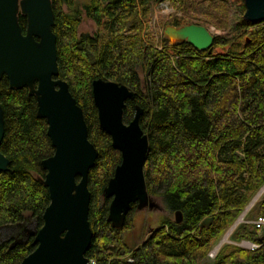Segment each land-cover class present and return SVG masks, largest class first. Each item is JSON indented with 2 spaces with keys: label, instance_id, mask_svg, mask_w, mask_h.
Here are the masks:
<instances>
[{
  "label": "trees",
  "instance_id": "16d2710c",
  "mask_svg": "<svg viewBox=\"0 0 264 264\" xmlns=\"http://www.w3.org/2000/svg\"><path fill=\"white\" fill-rule=\"evenodd\" d=\"M164 2L191 11L194 24L224 31L213 48L228 47L225 54L207 55L185 43L169 45L162 35L157 47L148 22L152 5ZM51 5L57 78L67 83L82 109L88 139L98 151L87 179L92 239L85 257L95 264H264V233L259 235L247 219L264 217V197L230 235L234 242L257 248L223 245L207 260L264 185V21L245 22L243 0L238 9L231 0H51ZM84 18L94 24L93 33L79 31ZM19 24L24 31V17ZM138 71L145 72L144 85ZM96 79L135 93L125 103L123 122L133 119L136 106L142 109L139 125L148 138L146 191L161 199L168 216L135 247L124 241L135 204L122 228L106 219L110 200L102 191L121 156L99 127L91 88ZM0 104V153L11 170L0 173V264H20L35 249L33 236L25 240V227L31 221L40 229L50 203L38 179L45 176L41 162L54 150L26 88L12 90L1 78ZM177 211L180 223L169 218ZM209 217L210 226L199 229ZM15 228L22 231L15 233Z\"/></svg>",
  "mask_w": 264,
  "mask_h": 264
},
{
  "label": "water",
  "instance_id": "95a60500",
  "mask_svg": "<svg viewBox=\"0 0 264 264\" xmlns=\"http://www.w3.org/2000/svg\"><path fill=\"white\" fill-rule=\"evenodd\" d=\"M243 5L245 22L256 25L264 21V0H243ZM20 16L26 20L24 32ZM53 25L51 0H0V79L5 77L10 89L26 88L28 96H34L36 117L45 120L46 134L54 150L52 156L41 162L45 176L38 179L47 188L50 203L42 215V227L35 231L25 228V240L33 236L35 249L20 264H90L85 257L92 239L87 179L98 151L88 139L82 109L67 83L57 78ZM216 37L211 29L194 23L167 24L162 31V39L169 45L185 43L207 55H213ZM91 88L99 127L121 156L102 191V197L110 200L106 219L113 228L120 229L131 204H135L136 211L156 207L146 191L143 174L148 138L139 125V106L133 119L128 124L123 122L125 103L134 100V92L103 79L94 80ZM3 136L0 104V143ZM9 166L10 161L0 153V173L11 172ZM263 188L264 185L257 194ZM255 196L229 230L233 231L242 221L239 218L246 214ZM174 219L181 222L179 211ZM212 221V217L204 219L199 229L209 227Z\"/></svg>",
  "mask_w": 264,
  "mask_h": 264
},
{
  "label": "rangeland",
  "instance_id": "374dc122",
  "mask_svg": "<svg viewBox=\"0 0 264 264\" xmlns=\"http://www.w3.org/2000/svg\"><path fill=\"white\" fill-rule=\"evenodd\" d=\"M78 3H83L87 0H77ZM233 3L236 4V9L239 8L241 4V0H231ZM168 2H165L164 4L158 3V4H153L151 7V17L149 20V31L152 36L155 37L157 40V47L159 46V40L162 35V31L165 25L167 24H173L175 22L180 23L181 25L186 24V23H195L194 20V15L191 11L187 10L185 7H176L172 6L171 4H166ZM244 14V13H243ZM202 25V24H199ZM209 29L212 30V33L215 34L216 36H224L226 33L220 29L215 28L213 25H203ZM80 32H87V33H93L94 32V24L87 19H83V21L80 24L79 27ZM228 49L226 47L225 49L221 48H214L213 49V54L214 55H224L225 51ZM138 76L140 78V81L142 85H144L145 82V72H140L138 71ZM257 195V194H256ZM256 197V196H255ZM264 197V191L259 195V197L255 200L254 204L250 206V209L247 211V213L251 210L254 209L255 205ZM153 203L156 205V209H146L143 211H136L132 215V229L130 231H127L124 235V241L125 243L130 246V247H135L138 244H140L148 235V233L156 228L160 222V219L165 217H168L164 211L163 204L161 202V199H153ZM246 214L243 217V219H246ZM169 218L174 219V215H171ZM242 218V217H241ZM240 218V219H241ZM250 220H253L254 218H247ZM249 220V221H250ZM22 224L18 225L17 227H21ZM34 224L30 221L28 225L25 228H28L30 230H34ZM12 231V229H11ZM22 230L21 228H15L13 229V232L15 233H20ZM8 232V230H6ZM233 231L229 230L226 232L224 235L221 236L219 243L217 244H222L223 245H232V246H237V244L231 240V233ZM228 236V238H226ZM208 261H212L207 259Z\"/></svg>",
  "mask_w": 264,
  "mask_h": 264
},
{
  "label": "built area",
  "instance_id": "2783aa9c",
  "mask_svg": "<svg viewBox=\"0 0 264 264\" xmlns=\"http://www.w3.org/2000/svg\"><path fill=\"white\" fill-rule=\"evenodd\" d=\"M165 3V2H164ZM162 3V4H164ZM168 4V3H166ZM249 210V209H248ZM244 217V216H243ZM241 223L244 222L243 218L241 219ZM252 225L255 226V228L258 230V234L261 235L264 233V217H257L255 219H253L250 222ZM222 244H216L215 246H213V248L208 252L207 254V258L209 260H213L215 258V256L217 255L218 251L220 250ZM237 246L244 248V249H249V250H254L257 248V245L252 244L250 242H246V241H240L237 243ZM90 264H95L94 261H89Z\"/></svg>",
  "mask_w": 264,
  "mask_h": 264
},
{
  "label": "bare ground",
  "instance_id": "6f19581e",
  "mask_svg": "<svg viewBox=\"0 0 264 264\" xmlns=\"http://www.w3.org/2000/svg\"><path fill=\"white\" fill-rule=\"evenodd\" d=\"M262 191H264V188H263V189H262V190L256 195V197L253 199V201H252L251 204L249 205L248 209H250V206L254 204L255 200L259 197V195L262 193ZM256 201H257V200H256ZM241 217H242V216H241ZM241 217H240V218H241ZM240 218H239V221H241V219H242L243 217H242L241 219H240ZM230 231H231V230H230ZM226 238H228V236H227Z\"/></svg>",
  "mask_w": 264,
  "mask_h": 264
},
{
  "label": "flooded vegetation",
  "instance_id": "af4514ba",
  "mask_svg": "<svg viewBox=\"0 0 264 264\" xmlns=\"http://www.w3.org/2000/svg\"><path fill=\"white\" fill-rule=\"evenodd\" d=\"M22 31H23V30H22ZM23 32H24V31H23ZM153 199H154V198H152V201H153ZM152 209H156V207H155V208L153 207ZM148 210H149V209H148ZM150 210H151V209H150ZM127 215H128V214H127ZM126 217H127V216H126ZM28 223H30V222H28ZM27 225H28V224H27ZM27 225H26V226H27ZM33 228H34V227H33ZM22 229H23V228H22ZM33 231H35V229H34Z\"/></svg>",
  "mask_w": 264,
  "mask_h": 264
},
{
  "label": "crops",
  "instance_id": "0c3cea01",
  "mask_svg": "<svg viewBox=\"0 0 264 264\" xmlns=\"http://www.w3.org/2000/svg\"><path fill=\"white\" fill-rule=\"evenodd\" d=\"M251 222V221H250ZM247 242V241H246ZM236 244L238 243V242H235Z\"/></svg>",
  "mask_w": 264,
  "mask_h": 264
}]
</instances>
